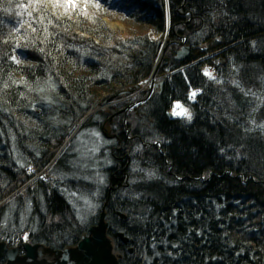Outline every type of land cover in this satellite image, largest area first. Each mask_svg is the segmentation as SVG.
I'll use <instances>...</instances> for the list:
<instances>
[{
	"label": "trees",
	"instance_id": "obj_1",
	"mask_svg": "<svg viewBox=\"0 0 264 264\" xmlns=\"http://www.w3.org/2000/svg\"><path fill=\"white\" fill-rule=\"evenodd\" d=\"M27 2L0 0V223L63 250L106 204L121 264H264V0H109L159 40L113 31L95 7L40 23ZM17 35L30 47L3 43ZM176 101L191 120L170 116ZM93 128L108 144L97 154L77 148Z\"/></svg>",
	"mask_w": 264,
	"mask_h": 264
},
{
	"label": "water",
	"instance_id": "obj_2",
	"mask_svg": "<svg viewBox=\"0 0 264 264\" xmlns=\"http://www.w3.org/2000/svg\"><path fill=\"white\" fill-rule=\"evenodd\" d=\"M180 46L181 49L177 52L176 60L185 62L191 55V47L186 45L185 39L182 40ZM162 85L163 83L160 86ZM107 218L104 209L101 212L98 224L89 228L88 233L83 236L76 247L60 253L61 261L56 264H120L121 255L114 253L112 240L108 236L111 223ZM121 218L125 221L126 216L122 214ZM119 237L126 245L131 242L125 237L124 233H120ZM25 249L29 253L33 248L31 245L26 244ZM130 252H132V249H130Z\"/></svg>",
	"mask_w": 264,
	"mask_h": 264
},
{
	"label": "snow or ice",
	"instance_id": "obj_3",
	"mask_svg": "<svg viewBox=\"0 0 264 264\" xmlns=\"http://www.w3.org/2000/svg\"><path fill=\"white\" fill-rule=\"evenodd\" d=\"M93 3V6L97 9H99L101 7V4L99 2V0H84V6L80 7L78 0H28V2L26 4L21 5L20 7L24 8L27 11V16L30 18H33L35 20H38L40 23H43L44 20L47 18L45 16V13L48 11L49 8L53 9L54 11L51 13V15L55 16L57 18V20L61 19L64 15L69 14V18H70V10L71 11H75L78 14H83L86 17H89V13L87 11L88 8V4L89 3ZM105 2H107V0H105ZM62 9L63 12H60L58 10ZM37 13L36 17H33V13ZM91 18V17H89ZM49 24L53 23V21L49 18L48 19ZM27 22H21L19 27H16L14 30L16 33H20L21 28L24 27V24ZM28 28L31 30L32 33H36L37 29L35 27H33L32 23H28L27 24ZM57 27H59V24L56 25ZM44 33H45V39L48 38V36L50 35V33L48 32L47 27L44 28ZM10 40H13L15 43V47L13 48V52H15L17 49H19L21 47V40H23L24 43V47L28 48L30 47L29 41L27 36H22V35H17L15 37H9L4 39L3 43L4 44H8ZM31 43H35V41H32ZM41 51H43V49H40ZM5 55H7V53H5ZM9 59L17 64L20 63V60L17 58V56L15 54L11 55L9 57ZM204 75L209 77L210 79H215V77L213 76L212 72L205 68L204 70ZM24 81H22L23 83ZM5 87H7V85L5 84ZM43 90V89H41ZM198 94V91L193 89L191 92V97L190 98H194L196 95ZM172 115L174 116H178V117H183L186 118L188 120L192 119V115L190 113V111L180 102V101H176L173 104V111H172ZM254 123V122H253ZM262 129H264V125L260 126ZM97 135H99L97 133ZM97 149H93L92 151H96ZM85 167H87V165H85ZM27 171L29 173H31L33 171V169L31 167H29L27 169ZM149 175H153V173H149ZM43 179V178H42ZM102 182V180L100 181ZM72 195H75V193H73ZM87 204H90L89 201H85ZM91 207H95V205H90ZM81 219H83L81 217ZM23 239L26 241L28 240V234L25 233L23 236Z\"/></svg>",
	"mask_w": 264,
	"mask_h": 264
},
{
	"label": "rangeland",
	"instance_id": "obj_4",
	"mask_svg": "<svg viewBox=\"0 0 264 264\" xmlns=\"http://www.w3.org/2000/svg\"><path fill=\"white\" fill-rule=\"evenodd\" d=\"M101 7L99 8V10L103 11L106 16H105V21L107 23V25L109 27H111V25L108 24L109 23H114L115 27H111L110 29H112L115 32H119L121 35H125V34H129L132 32H142L143 34L147 35L148 38H150L151 40H159L160 35L157 34V32L155 31V29L151 26L148 25H144L141 26L138 23H136L134 20L132 19H128L127 17H125L122 13L112 10L110 8V2L109 0H107V2H105L104 0H99ZM79 5L84 6V0H78ZM88 7H93V3H89ZM108 21V22H107ZM97 133L99 134V131L93 129H89L86 132L80 134V136L78 137L79 141L77 143V148H82L83 146H85L86 149L92 151L93 149H97L96 151H92L95 152L96 154L100 151V144L101 146H105L108 145L106 144L107 141L102 139L101 135H97ZM87 135V137H86ZM96 136V137H95ZM100 142V143H99ZM85 158H83L84 160ZM107 164L109 165L110 162H107Z\"/></svg>",
	"mask_w": 264,
	"mask_h": 264
},
{
	"label": "flooded vegetation",
	"instance_id": "obj_5",
	"mask_svg": "<svg viewBox=\"0 0 264 264\" xmlns=\"http://www.w3.org/2000/svg\"><path fill=\"white\" fill-rule=\"evenodd\" d=\"M31 244V251L28 253L23 246L5 247L0 249V264H56L61 261V249H54L42 243H35L29 237L24 241Z\"/></svg>",
	"mask_w": 264,
	"mask_h": 264
},
{
	"label": "bare ground",
	"instance_id": "obj_6",
	"mask_svg": "<svg viewBox=\"0 0 264 264\" xmlns=\"http://www.w3.org/2000/svg\"><path fill=\"white\" fill-rule=\"evenodd\" d=\"M105 20V19H104ZM106 22V21H105ZM108 22V21H107ZM107 24V23H106ZM108 24L109 25H111V27H115V24L114 23H109L108 22ZM109 27V26H108ZM111 27H109V28H111ZM161 36V35H160ZM160 39V38H159ZM158 48L160 49V51H164L165 50V43L163 42V41H159V43H158ZM152 81V79L151 78H149V79H147V80H145L144 82H151ZM156 91H158V90H156V89H154V91H153V93L154 92H156ZM122 95L121 94H119V95H117V96H114L113 97V99H111L110 100V102H112V101H114L115 99H117V98H120ZM136 105H133L132 107H130V110H132L134 107H135ZM154 145H158L159 146V148H161V150H162V147H161V145H160V143H155ZM58 157V156H57ZM74 161V160H73ZM76 162V161H75ZM73 168H75V167H73ZM72 168V170H75V169H73ZM143 172H146V174L148 173L147 171H143ZM109 190L111 191L112 190V188H109ZM110 194V193H109ZM109 197V196H108ZM106 207H107V205L105 204L103 207H102V209L101 210H106ZM106 213H107V211H106ZM122 215V213H120V216ZM124 215V214H123ZM125 216V215H124ZM122 219V218H121ZM127 219V218H126ZM126 219H125V221H126ZM123 220V219H122ZM25 231L28 233V230H27V226H26V229H25ZM121 239V238H120ZM122 240V239H121ZM123 241V240H122ZM131 241V240H130ZM124 243V242H123ZM129 244V243H128ZM127 244V245H128ZM126 245V244H125ZM133 248H132V252L131 253H133Z\"/></svg>",
	"mask_w": 264,
	"mask_h": 264
}]
</instances>
